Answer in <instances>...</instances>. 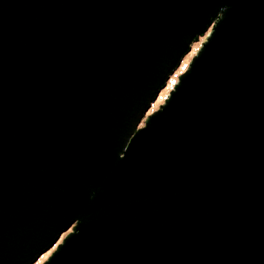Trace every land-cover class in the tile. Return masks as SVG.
Segmentation results:
<instances>
[{
  "label": "water",
  "instance_id": "water-1",
  "mask_svg": "<svg viewBox=\"0 0 264 264\" xmlns=\"http://www.w3.org/2000/svg\"><path fill=\"white\" fill-rule=\"evenodd\" d=\"M52 247L264 264V0H0V264Z\"/></svg>",
  "mask_w": 264,
  "mask_h": 264
},
{
  "label": "rangeland",
  "instance_id": "rangeland-1",
  "mask_svg": "<svg viewBox=\"0 0 264 264\" xmlns=\"http://www.w3.org/2000/svg\"><path fill=\"white\" fill-rule=\"evenodd\" d=\"M203 40H204V36L200 37L196 42L192 43L191 48H190V52L186 56H184V58L182 59L180 65L178 66V68L169 77V79L166 82V86L159 92V94L157 95V98L150 105V107L147 110L146 114L154 111L161 104V102L163 101V99L166 96L167 92L171 89L173 83L176 81L177 76L185 69V67H186L187 63L189 62L190 58L192 57V55L194 54V52L196 51V49L199 47L200 43ZM140 125H141V123L139 124V126ZM65 233L61 234L60 238ZM52 249H53V247L51 249H49L48 251L44 252L43 254H41L38 257V259L33 264H40L41 262H43L46 259V257L49 255V253L51 252Z\"/></svg>",
  "mask_w": 264,
  "mask_h": 264
}]
</instances>
